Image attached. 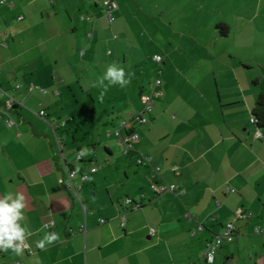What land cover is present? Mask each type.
Returning a JSON list of instances; mask_svg holds the SVG:
<instances>
[{
  "label": "crops",
  "instance_id": "crops-1",
  "mask_svg": "<svg viewBox=\"0 0 264 264\" xmlns=\"http://www.w3.org/2000/svg\"><path fill=\"white\" fill-rule=\"evenodd\" d=\"M117 1L115 20L108 23L93 0H0V45L6 44L0 46V86L20 84L15 95L25 103L1 114L0 199L24 195L19 223L32 251L0 250V264H210L203 258L206 244L237 210L246 218L234 222L233 241L221 244L211 264H264V128L257 139L251 123L252 108L264 93V74L253 69L264 73V63L254 15L211 22L208 14L185 16L177 10V62L167 37L171 43L160 48L164 58L158 69L146 70L141 63L143 73L131 76L130 84L110 87L104 95L109 114L101 136L89 145L91 151L102 146L107 161L96 166L91 157L75 160L81 146L74 145L75 124L61 120L68 116L63 101L72 97L78 110L84 99L94 102L85 73L101 77L109 65H126V53L118 58L108 50L109 62L95 63L99 38L107 37L102 22L122 46L130 39L124 31L127 0ZM219 24L225 30H218ZM155 37L149 36V44L161 43ZM115 40L109 37L105 44ZM246 44L249 59L239 52ZM166 59L172 64L162 69ZM156 79L160 94L152 100L150 121L135 127L134 153L125 155L106 134L144 107ZM40 110L46 121L37 116ZM4 118L12 124L6 126ZM60 121L65 127L53 131ZM139 156L150 164L139 166ZM64 162L92 178L76 180L77 196L60 183ZM92 167L95 173L89 172ZM154 183L173 184L177 191L155 197ZM46 232L60 239L41 250L36 242Z\"/></svg>",
  "mask_w": 264,
  "mask_h": 264
},
{
  "label": "rangeland",
  "instance_id": "rangeland-1",
  "mask_svg": "<svg viewBox=\"0 0 264 264\" xmlns=\"http://www.w3.org/2000/svg\"><path fill=\"white\" fill-rule=\"evenodd\" d=\"M93 1H97L98 4H101L100 0ZM116 2L117 4L119 3L117 0ZM243 5H245V9L242 12L241 8ZM182 6L184 7L183 10ZM177 10H180L185 16L197 15L205 18L208 14L211 22L221 21L223 18H225L226 21H230L231 17L235 14L243 15L246 18H252L254 15L256 17L255 22L257 29L260 28V34L258 35L260 36L259 50L262 56L261 61L264 63V0H127V5L124 7V31L130 37L129 41L124 43V46L119 44L118 42L120 38L117 39L119 36L115 34L116 32L113 30H107V28H105V22H102V24H104V30L102 31L103 36L107 35V37L99 38L100 46L99 50H97L98 55H96L97 58L95 63H108L109 61L106 57V52L108 50L112 55H116L118 58H122V52L127 54L128 59L126 60V65L120 66L125 71V78L129 75L134 76L143 73L141 63H144L143 68L146 70L151 68L158 69L162 61L158 64L154 61V58L156 57L155 55L164 58V54L160 48L164 46L166 47L168 46V43H171L167 41V37L173 39V42L169 47L172 46V56L177 62V14H179ZM170 21L172 22L171 24ZM172 30L174 31L171 35ZM150 32L151 35L160 38L159 40L161 43L157 44V46L149 44L148 38L151 35L148 33ZM109 37H112L113 39L116 37L117 41H115L118 46L115 41H111L109 42V45H106L105 41ZM157 37H155V39ZM248 47L249 44H246L239 50L240 55H243V59H249L250 57L251 52ZM164 63L165 66L161 65L162 69H164V67L168 68L172 64V61L166 59L164 60ZM147 64H149L148 67H146ZM253 70L255 73L258 72L260 77L264 74L263 71L256 67ZM103 72H105L104 69ZM98 73L97 71L96 75H94L95 72L88 74L85 73L88 80L85 89L87 91L91 86L92 89L90 90L92 96L95 95L96 100L94 98V102H92L89 98L84 99V103L81 104L82 108L79 110L72 97L63 101L66 109L64 110L68 113V116L62 117L61 120L67 119L70 125L73 123L75 124V127L71 131L72 137L77 139V142L74 145H80L81 149L86 148L90 150V154H86L83 157H91L96 166H102L107 161L103 147L97 146L96 144L95 149L91 151V146H89L91 145L90 143L97 140L98 136H101L100 131L102 128V120L106 119V116L109 114V109H107L110 103L109 99L103 98L102 102L99 99L98 92L100 90L102 91V89L96 86L100 77V74ZM261 82L264 84V78L261 79ZM109 117L111 116L109 115ZM109 139L115 140L112 137ZM67 144L72 145L69 139L67 140Z\"/></svg>",
  "mask_w": 264,
  "mask_h": 264
},
{
  "label": "built area",
  "instance_id": "built-area-1",
  "mask_svg": "<svg viewBox=\"0 0 264 264\" xmlns=\"http://www.w3.org/2000/svg\"><path fill=\"white\" fill-rule=\"evenodd\" d=\"M101 5H102V12L104 17L106 18L108 23H112L115 20V13L118 9V6L116 4V2L114 0H101ZM2 48H6V44L2 43L0 45ZM108 55L111 54L110 51L107 52ZM154 61L157 62L158 64H160L161 62V57L160 56H156L154 58ZM158 74H161V71L158 72ZM161 86V81L160 79H156L154 82L149 84L148 87V91H149V98L147 100V102L145 103L144 107L138 111L137 113L132 114V116L129 118V120L127 121H122L119 123L118 127L115 128L113 131L108 132L106 134L107 137H113L115 139V141L117 142V144L122 148L123 153L125 155H130L134 153V149H133V144L135 142H137L138 140V135L135 132V127L137 125H146L149 123L150 121V116L152 114V110H153V102L152 100L154 98H156L157 96H159V92L157 91V88ZM21 89V85L20 84H15L12 85L9 88H5L0 86V104L3 105L4 107V111L0 110V118H1V114H5V111L7 110H12L15 108H24L25 107V103H24V99H19L15 93ZM37 92L41 93V94H45L46 91L44 89L41 88H37L36 89ZM46 112L44 110H40L37 113V116L42 118L43 120L46 121ZM3 123L6 126H10L12 124V121L9 118H4L3 119ZM251 123H254V120L251 119ZM66 122L65 121H60L57 126H53L52 129L53 131L56 128H64L65 127ZM259 130H256L255 132V138L260 139L262 137V133L259 131L260 135L257 136V132ZM57 144L60 150V156L61 158L64 160L63 154L61 152V143L58 138H57ZM76 161H80L81 157H78L76 155L75 157ZM137 164L139 166H148L150 164V159L148 157H144V156H139L137 158ZM158 170V168L156 169ZM172 172H176V167H172L171 168ZM90 173H95L96 172V168L92 167L89 170ZM85 177H88V175L84 172L82 173H78L74 168H72L71 166L67 165L64 162V167H63V176L60 180L61 185L63 186V188L71 193H74L76 196L77 194V189L78 186L76 184V180L78 179L81 184L85 183L88 179H85ZM152 191L155 197H159L162 196L165 193H174L177 191V186L170 184H161V183H154L152 185ZM230 192H234V190H230ZM131 204V200L130 199H125V205H129ZM83 212H85V209L83 208ZM246 218V214H244L241 210H237L234 214V220L231 222H227L223 228H222V232L219 235L214 236L211 240H209L206 244V249H205V253L203 255L204 260L207 263H213L214 262V258H215V253L218 250V248L221 246L222 243L226 242V243H230L233 241L234 237H235V226H234V222L235 221H239V220H243ZM121 226H124V218L123 216L121 217ZM100 223H103V220H100ZM52 225V223L45 225V228L48 229L50 226ZM199 229H201V227H199ZM80 232L81 233H85L86 232V225L85 223H83L80 227ZM153 233V229H150V234ZM24 252L27 254H31L32 251L29 249V247L24 249ZM13 264H24L21 261H15L13 262Z\"/></svg>",
  "mask_w": 264,
  "mask_h": 264
},
{
  "label": "clouds",
  "instance_id": "clouds-1",
  "mask_svg": "<svg viewBox=\"0 0 264 264\" xmlns=\"http://www.w3.org/2000/svg\"><path fill=\"white\" fill-rule=\"evenodd\" d=\"M107 82V83H106ZM131 82V75L126 79L125 71L122 67L116 64L109 65L103 76L99 77L96 86L101 88L99 99L103 101L104 95L112 86L119 85L121 88L126 87ZM259 131L257 136H259ZM90 154L89 149H81L77 154L78 157H83ZM85 179H92L85 177ZM25 197L22 193H16V198L13 199L11 193L0 199V250L7 252L11 249L16 255H22L26 244V231L21 227L19 221L24 219L22 209H24ZM30 235V233H29ZM60 239L55 232H46L42 239L36 242L37 248L43 250L46 246L52 245Z\"/></svg>",
  "mask_w": 264,
  "mask_h": 264
},
{
  "label": "trees",
  "instance_id": "trees-1",
  "mask_svg": "<svg viewBox=\"0 0 264 264\" xmlns=\"http://www.w3.org/2000/svg\"><path fill=\"white\" fill-rule=\"evenodd\" d=\"M217 29L220 31L225 30V26L219 24ZM251 119L254 120L252 124L256 130L261 131L264 128V93L258 95L251 111Z\"/></svg>",
  "mask_w": 264,
  "mask_h": 264
}]
</instances>
